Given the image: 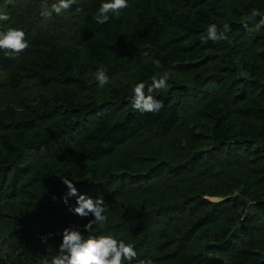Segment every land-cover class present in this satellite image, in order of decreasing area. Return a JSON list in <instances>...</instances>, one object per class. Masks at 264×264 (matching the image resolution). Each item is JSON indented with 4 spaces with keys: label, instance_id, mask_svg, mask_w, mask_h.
Returning a JSON list of instances; mask_svg holds the SVG:
<instances>
[{
    "label": "trees",
    "instance_id": "trees-1",
    "mask_svg": "<svg viewBox=\"0 0 264 264\" xmlns=\"http://www.w3.org/2000/svg\"><path fill=\"white\" fill-rule=\"evenodd\" d=\"M57 2L0 0L29 45L0 50V264H50L66 228L131 244L124 264H264V0H127L103 25L108 0ZM65 178L104 199L91 233Z\"/></svg>",
    "mask_w": 264,
    "mask_h": 264
},
{
    "label": "clouds",
    "instance_id": "clouds-1",
    "mask_svg": "<svg viewBox=\"0 0 264 264\" xmlns=\"http://www.w3.org/2000/svg\"><path fill=\"white\" fill-rule=\"evenodd\" d=\"M75 3L76 0H58L57 3L51 5V11L48 10L47 5H42L44 11L41 14L46 17H51L53 12L59 15L62 11L70 9ZM127 6V0H108V2L100 5L93 19L101 25L106 24L110 19L109 13L119 14L120 10ZM7 19L8 16L6 14L0 15V21H6ZM262 26H264V19L259 21L256 28L259 29ZM228 30V24H224L223 30L219 32L215 24L209 25L206 34H202L200 39L205 43L209 40L219 42L227 39L226 33ZM28 46L25 41L24 31L18 28H9L6 32L0 33V50H11L12 52L20 53L27 49ZM96 79L100 87L106 85L109 81L106 70L98 69ZM166 80V75L159 79L153 78V83L148 86L147 95L144 91L145 84L138 83L133 89V108L141 112L159 111L163 103L154 98L151 93L153 89L164 88ZM62 182L69 189L68 193L63 197L64 203H68V197L76 196V206L71 210L82 218L88 217L90 214L94 216V219L83 225L84 231L91 233L94 224L106 220L103 197L93 200L85 194H78L71 180L65 178L62 179ZM135 257L136 252L133 246L123 240L118 241L106 235L99 237L89 235L85 238L78 228H66L62 234V243L58 248V253L52 257L50 264H124V261L130 262ZM42 264H49V261L45 259Z\"/></svg>",
    "mask_w": 264,
    "mask_h": 264
},
{
    "label": "rangeland",
    "instance_id": "rangeland-1",
    "mask_svg": "<svg viewBox=\"0 0 264 264\" xmlns=\"http://www.w3.org/2000/svg\"><path fill=\"white\" fill-rule=\"evenodd\" d=\"M196 100H193L192 102H195ZM187 125H182L179 129V132L181 133V131H185L186 130ZM212 199H218V198H212ZM249 203H247V207H248ZM250 209V208H248Z\"/></svg>",
    "mask_w": 264,
    "mask_h": 264
}]
</instances>
